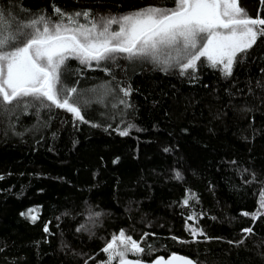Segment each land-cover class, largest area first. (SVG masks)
Returning <instances> with one entry per match:
<instances>
[{
  "label": "trees",
  "instance_id": "1",
  "mask_svg": "<svg viewBox=\"0 0 264 264\" xmlns=\"http://www.w3.org/2000/svg\"><path fill=\"white\" fill-rule=\"evenodd\" d=\"M53 5L119 16L174 0H0V11L28 19L53 15ZM239 5L264 18L261 0ZM161 68L71 59L62 79L88 102V123L55 107L0 114V264H102L120 230L138 242L148 234L143 262L182 254L198 264H264V216L243 215L264 191V37L231 77L203 60L194 74ZM29 209H38L35 222L21 215ZM189 225L211 239L192 242Z\"/></svg>",
  "mask_w": 264,
  "mask_h": 264
},
{
  "label": "snow or ice",
  "instance_id": "2",
  "mask_svg": "<svg viewBox=\"0 0 264 264\" xmlns=\"http://www.w3.org/2000/svg\"><path fill=\"white\" fill-rule=\"evenodd\" d=\"M261 2L264 4V0ZM260 37H264V18L250 17L239 0H174V7L146 6L119 16H93L91 10L66 12L55 5L51 16L38 14L19 20L0 11V114L55 107L88 123L82 114L88 102L80 99L77 87L62 79L69 60H78L88 68L93 67V62L99 68L102 62L115 63L120 58L147 61L162 66V71L178 67L182 76L189 71L194 74L203 60L209 67L219 68L225 77H231L238 57L252 49ZM103 71L110 74L107 66ZM120 91L128 97L132 88L129 85ZM120 103L129 106L126 100L121 99ZM133 127L129 124L117 131L127 136ZM176 178H182L179 172ZM195 198L190 193L183 204L187 206ZM37 211L29 209L21 215L35 222L38 217L32 213ZM99 215L95 213L96 217ZM243 215L253 220L264 216V191L259 193L257 210ZM195 218V213L188 217ZM44 231H49L47 226ZM188 231L192 242H198L199 236L211 239L202 229L191 225ZM242 231L251 234L253 229ZM147 235L138 242L124 230L113 234L102 249L107 254L102 264H143L145 247L141 245ZM236 243L243 244L244 240ZM147 248L149 253L153 250L151 245ZM129 255L137 258L129 259ZM177 261L198 264L191 258L175 255L166 261L160 257L153 264Z\"/></svg>",
  "mask_w": 264,
  "mask_h": 264
},
{
  "label": "water",
  "instance_id": "3",
  "mask_svg": "<svg viewBox=\"0 0 264 264\" xmlns=\"http://www.w3.org/2000/svg\"><path fill=\"white\" fill-rule=\"evenodd\" d=\"M173 255H175V256H181V257H187V256H184V255H182V254H173ZM173 255H171V256H169V257H163V258H164V260L166 261V260H168L170 257H172ZM187 258H190V257H187ZM191 259H192V258H191ZM193 261H194V260H193ZM194 262H195V261H194ZM143 264H153V262H143ZM176 264H180V262L177 261Z\"/></svg>",
  "mask_w": 264,
  "mask_h": 264
}]
</instances>
